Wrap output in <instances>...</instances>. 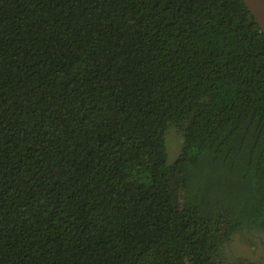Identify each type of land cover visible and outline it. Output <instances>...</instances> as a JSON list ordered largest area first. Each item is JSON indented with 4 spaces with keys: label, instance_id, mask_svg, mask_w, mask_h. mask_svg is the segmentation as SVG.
Listing matches in <instances>:
<instances>
[{
    "label": "trees",
    "instance_id": "1",
    "mask_svg": "<svg viewBox=\"0 0 264 264\" xmlns=\"http://www.w3.org/2000/svg\"><path fill=\"white\" fill-rule=\"evenodd\" d=\"M251 229L264 32L243 0H0V264H257L221 259Z\"/></svg>",
    "mask_w": 264,
    "mask_h": 264
},
{
    "label": "rangeland",
    "instance_id": "2",
    "mask_svg": "<svg viewBox=\"0 0 264 264\" xmlns=\"http://www.w3.org/2000/svg\"><path fill=\"white\" fill-rule=\"evenodd\" d=\"M183 134L179 128L170 127L167 135L168 161L172 163L180 152ZM254 261L264 264V233L257 229L237 232L223 246L221 259L225 262Z\"/></svg>",
    "mask_w": 264,
    "mask_h": 264
},
{
    "label": "water",
    "instance_id": "3",
    "mask_svg": "<svg viewBox=\"0 0 264 264\" xmlns=\"http://www.w3.org/2000/svg\"><path fill=\"white\" fill-rule=\"evenodd\" d=\"M243 2L264 32V0H243Z\"/></svg>",
    "mask_w": 264,
    "mask_h": 264
}]
</instances>
